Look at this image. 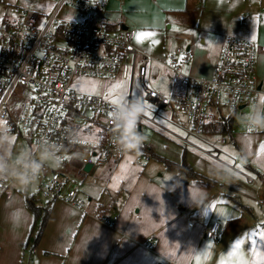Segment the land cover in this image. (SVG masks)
<instances>
[{
    "label": "crops",
    "instance_id": "0c3cea01",
    "mask_svg": "<svg viewBox=\"0 0 264 264\" xmlns=\"http://www.w3.org/2000/svg\"><path fill=\"white\" fill-rule=\"evenodd\" d=\"M141 2L148 7H156L157 4L160 12L173 17L178 15L185 21H179V35L170 36V39H178L175 45L166 43L165 47L151 49L156 52V55L150 53L156 58L150 73L154 88L169 83L171 87L170 58L178 51H192L194 54L189 63L180 64L182 72L183 67L187 66L185 74L196 78H210L220 61L222 47L228 37L251 42L257 40L254 43L264 47V0L260 10L256 11V27L238 24L236 10L222 0H217L213 7L208 6L207 1L200 0V4L195 7L192 6V0ZM15 6L10 8L14 10ZM142 8L144 7L135 4V0H108L106 5L109 30H132L135 34L134 44L141 51L147 48L143 40L147 36H142L139 41L137 36L149 32H145L148 31L146 27H140L141 31L137 33L135 28H130V24L138 26L135 17L146 13ZM245 11L248 14L250 9H238V13L242 15ZM206 20L214 24L210 22L209 28H205L203 25ZM196 21L199 22L198 27L192 24ZM173 28L172 25L169 26V30ZM157 70L162 72L165 81L154 83ZM254 75L258 93L264 92L262 52L258 54ZM256 95L251 102H254ZM109 101L111 102L110 99ZM144 125L146 124H142L141 133ZM262 133L264 129H258L236 135L235 141L233 135L231 137L235 146L238 143V150L247 161V170L235 171L236 175L248 174L254 178L253 183L244 179V184L240 177L231 176L229 170L232 169L229 167H206L202 160L196 158L193 168L209 182L199 184L182 180L179 186L169 192L141 174L121 205L116 206L121 192L115 193L113 199L116 202L112 203L111 209L103 210L102 207L98 211L90 206L86 208V202L85 208L76 209L67 203L55 202L51 205L49 220L36 246L33 242L37 227L34 226L33 214L26 206V187H17L13 183L0 198V264H264V242H257V238H264ZM76 155L80 156L82 152L69 155L70 163L75 160L82 168L83 156L78 160ZM130 156L126 155L115 163ZM241 177L244 178L242 175ZM145 190L154 191L155 198L147 192L143 194ZM190 192L193 193L196 204L191 201ZM13 208H23L27 214L25 222L19 227H14L9 220V213ZM187 211H192V215H187ZM215 222L221 225L220 236L215 240H208L206 233ZM191 223L195 224L194 228L189 227ZM148 240L151 242L148 243ZM169 241L174 243L170 245ZM177 254L179 262L175 259Z\"/></svg>",
    "mask_w": 264,
    "mask_h": 264
},
{
    "label": "built area",
    "instance_id": "2783aa9c",
    "mask_svg": "<svg viewBox=\"0 0 264 264\" xmlns=\"http://www.w3.org/2000/svg\"><path fill=\"white\" fill-rule=\"evenodd\" d=\"M54 1L57 4L49 16L15 6L17 17H3L0 22V127L6 126L16 139L33 145L44 141L60 145L58 163L45 165L38 178L25 186L32 187L44 202L84 208V199L69 187V155L74 152H82L83 167L91 165L92 169L126 155L137 161L148 159L139 147L122 150L116 139L118 133L106 134V130L117 131L112 118L116 105L101 95H77L71 86L74 79L92 76L108 82L127 81L129 88L123 98L133 97L136 83L144 101L151 105L140 118L138 130L146 124L184 143L205 134L204 125L221 116L222 108L230 113L237 111L258 93L254 74L264 47L254 42L228 37L210 78L182 72L180 64L189 63L194 54L178 51L170 58L168 95L152 86L150 73L156 59L136 48L134 32L109 30L108 0ZM44 16L47 21L40 26ZM170 114L176 119L172 120ZM66 129L78 131L80 139L69 140ZM206 154L238 172L234 165L219 160V152L216 157L211 152ZM241 175L248 183L254 182L252 176ZM13 183L0 175V198ZM194 226L189 224L190 228ZM220 231V223L215 222L206 238L215 240Z\"/></svg>",
    "mask_w": 264,
    "mask_h": 264
},
{
    "label": "rangeland",
    "instance_id": "374dc122",
    "mask_svg": "<svg viewBox=\"0 0 264 264\" xmlns=\"http://www.w3.org/2000/svg\"><path fill=\"white\" fill-rule=\"evenodd\" d=\"M143 0H135V4L142 6L143 10L146 13L139 14L135 17L136 21H138V26L134 24H130L131 29H136L137 33L140 30V27H146L149 32L144 37V43L146 44L147 48L143 49V51L148 52L149 54L156 55V52H153L151 49L154 47H165V44L175 45L178 41L173 40L171 37H176L179 30V21H184L183 18L178 17V15H169L166 12H160L156 7L149 6L141 2ZM200 1H207L208 6H214L217 0H200ZM220 1V0H219ZM224 4L231 5L236 11V22L238 24L251 25L256 27L258 25L256 11L260 10L262 7L263 0H222ZM12 4V5H11ZM57 2L54 0H0V22L2 21L3 17L9 18L14 17L15 13L13 11L12 6H20L24 9H30L36 11L42 15L49 16L51 12L54 10ZM200 4L198 0H192V6H197ZM248 7L250 12L248 14L246 11L244 14L238 13V9ZM149 10H148V9ZM64 11V10H63ZM242 11V10H241ZM73 12V11H72ZM129 12V11H128ZM63 13V12H62ZM130 15V13H129ZM63 14H60L62 17ZM127 17V15H126ZM46 16L41 17L39 24L43 26L47 21ZM207 22L203 25L205 28H209L210 22L214 24V22L210 20H206ZM185 22V21H184ZM199 22L196 21L192 23L194 27H198ZM137 24V23H136ZM203 24V21L201 22ZM173 26V30H169V26ZM250 26V28H251ZM153 28V29H150ZM254 30V28H253ZM185 31L182 29V33ZM137 36V35H136ZM254 42H257L255 40ZM257 44V43H256ZM258 45V44H257ZM137 48V47H136ZM138 49V48H137ZM139 50V49H138ZM141 51V50H139ZM154 57V56H153ZM155 58V57H154ZM156 59V58H155ZM160 70L161 67H158ZM157 70V74L155 75L154 83L155 82H163L165 79L163 78L162 72ZM187 66L183 67V71L186 72ZM191 76V75H190ZM152 76H150V82L152 83ZM170 84V83H169ZM166 84V86H161L160 88L162 92L165 91L166 94H170V85ZM72 89L77 95H101L108 100L112 101L115 99L120 102V98L128 92V82L127 81H115V82H108L103 79H99L92 76H85L79 77L73 80L71 83ZM153 86V85H152ZM155 88V89H157ZM158 89V90H160ZM133 96H141L138 86L135 83L133 88ZM115 105V104H114ZM253 102L247 104L243 109H238L234 112V131H233V140L235 141V136L238 134H243L247 132L257 131L258 129H245L243 126L241 117L243 114L248 113L252 108ZM222 116L230 115L225 108H222ZM175 120L176 117L170 114V118ZM160 123L170 129L169 124L165 121L160 120ZM117 130V129H116ZM178 134V133H176ZM264 134V133H262ZM181 136V134H178ZM13 144L10 146V151L13 156H16L22 153L25 149H28L33 143L30 141L17 138L15 135H12ZM233 140L227 135H211V134H203L199 138L191 137L189 138L188 143H184L175 137H171L167 134H164L157 129L147 127L144 125V130L142 132V140L139 146L144 148L152 149L151 157L149 159H142L143 161L139 162L133 159L132 156L126 157L119 163H105V164H98L96 165L89 173L84 171V167L81 168L79 166V162L75 160L70 163L69 167V178L70 184L72 187L79 191L80 195L84 198L86 202V208L90 206L91 208H95L96 210L101 209H111L112 203L114 204L116 201L113 199L115 197V193H120L119 202H116V206L119 204L121 205L122 201L127 197L133 185H135L138 177L141 174H144L145 177L156 185H161L168 191L170 190L171 186L176 182V179H180V181L184 182H194L191 178L180 176V177H173L177 176L178 173L176 171L170 170L167 168L164 159L169 160L174 163H179L182 154L186 151L187 161L191 164L192 167L194 166L196 158L202 160L203 164L208 167V165L215 166L216 164H220L218 161L207 155L206 153L211 152V155L216 157L217 152H219L218 157L219 160L225 161L229 163L231 166L234 167L238 171H245L247 170L246 164L247 161L245 156L242 157L240 154L239 145L238 143L236 146L233 144ZM242 142V140H241ZM149 154V153H147ZM83 155L77 156L78 160L81 159ZM244 158V159H243ZM220 168H225L222 164H220ZM49 166V165H48ZM54 165H51L52 167ZM229 170V169H228ZM231 176L241 177V175H236L234 170H229ZM228 173V174H229ZM179 176V175H178ZM173 177V178H172ZM172 178V179H170ZM245 184V180L243 181ZM15 183V182H14ZM195 183V182H194ZM18 187L17 184H14ZM28 194H33L32 187L27 188ZM119 194V193H118ZM232 198L235 199L231 195ZM240 201H243L241 199ZM44 203L43 200H40L39 205L41 206ZM114 205V207L116 208ZM84 207V208H85ZM113 207V208H114ZM178 207V206H177ZM205 205L203 206V208ZM99 211V210H98ZM115 214V212H114ZM187 215H192V211H187ZM264 237V236H263ZM257 242H264V238L260 240L257 238Z\"/></svg>",
    "mask_w": 264,
    "mask_h": 264
},
{
    "label": "clouds",
    "instance_id": "9594fccd",
    "mask_svg": "<svg viewBox=\"0 0 264 264\" xmlns=\"http://www.w3.org/2000/svg\"><path fill=\"white\" fill-rule=\"evenodd\" d=\"M215 43L220 45L216 41ZM129 97L130 95L123 98L112 112V118L118 130L117 143L122 150H134L139 147L142 140V133L138 130L137 124L149 108L142 95L133 96L132 98ZM241 120L245 129H264V92L257 93L251 110L243 114ZM66 132H68L67 138L69 140H78L81 137L78 131L66 129ZM12 144L13 138L8 128L6 126L0 127V175L11 179L18 186H26L30 182L35 181L45 165L51 166L59 161L58 152L60 145L57 143H49L47 141L39 142L31 145L28 149H25L16 156H13L10 151ZM215 167L220 168L221 165L216 164ZM179 185L180 179H177L170 190H174ZM145 192L149 195H154V198L156 196L154 191L150 192L145 190L143 194ZM190 198L196 204L192 192H190ZM26 216V211L23 208H13L9 213V220L14 227H19L25 222ZM88 241L89 239L86 240V244ZM173 243L169 241L170 245ZM175 259L177 262L180 261L179 254H177Z\"/></svg>",
    "mask_w": 264,
    "mask_h": 264
},
{
    "label": "trees",
    "instance_id": "16d2710c",
    "mask_svg": "<svg viewBox=\"0 0 264 264\" xmlns=\"http://www.w3.org/2000/svg\"><path fill=\"white\" fill-rule=\"evenodd\" d=\"M234 112L230 113V115L228 116H222L221 114V116H219L214 121L208 124H205L203 127V132L205 134H211V135H227L231 138L233 135V131H234ZM105 132L106 134H111V135H116L117 133L116 131H113V130H106ZM139 148H141L145 152L148 159H149V156L151 157L152 149L144 148L142 146H139ZM70 151H72V149H70ZM185 152L186 151H184L183 154L181 155L182 158L179 163H174V162L164 159V162L167 168L170 170L176 171L179 176L191 178V180H194L195 183L204 184V182L205 183L209 182L207 178L197 173L195 169L192 167V165L187 161ZM69 187L73 188L72 185H69ZM25 195H26V206L28 210L33 214L34 226L36 225L37 227L36 228L37 231H36L34 242H33L34 246H36L38 245V242L41 239L42 234L46 228V225H47V222L49 220L51 210H52L51 205L54 204V202H44L46 204L43 203L40 206L39 202L41 199H39L34 193L29 195L27 192V188L25 190Z\"/></svg>",
    "mask_w": 264,
    "mask_h": 264
},
{
    "label": "snow or ice",
    "instance_id": "6c2138e0",
    "mask_svg": "<svg viewBox=\"0 0 264 264\" xmlns=\"http://www.w3.org/2000/svg\"><path fill=\"white\" fill-rule=\"evenodd\" d=\"M144 35H150V34H147V33L138 34V36H137V40L139 41V40L141 39V37L144 36ZM112 103L115 104V105H118L119 102H118L117 100L114 99V100L112 101ZM148 107L150 108L151 105H148ZM146 114H147V113H146ZM261 150L264 151V147H262ZM262 236H264V234H262ZM238 246H239V245H238Z\"/></svg>",
    "mask_w": 264,
    "mask_h": 264
},
{
    "label": "water",
    "instance_id": "95a60500",
    "mask_svg": "<svg viewBox=\"0 0 264 264\" xmlns=\"http://www.w3.org/2000/svg\"><path fill=\"white\" fill-rule=\"evenodd\" d=\"M91 169H92V166H91V165H86V166L84 167V171H85V172H90Z\"/></svg>",
    "mask_w": 264,
    "mask_h": 264
}]
</instances>
